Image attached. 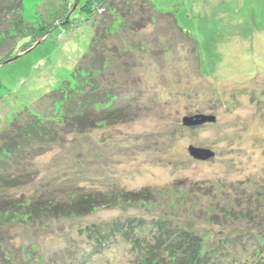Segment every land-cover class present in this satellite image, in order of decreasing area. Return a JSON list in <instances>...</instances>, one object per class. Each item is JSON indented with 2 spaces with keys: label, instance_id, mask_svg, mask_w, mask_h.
Instances as JSON below:
<instances>
[{
  "label": "rangeland",
  "instance_id": "rangeland-1",
  "mask_svg": "<svg viewBox=\"0 0 264 264\" xmlns=\"http://www.w3.org/2000/svg\"><path fill=\"white\" fill-rule=\"evenodd\" d=\"M153 3L176 15L180 27L198 42L201 74L195 64L187 66L180 48L159 60L132 59L131 78L140 84L134 82L130 89L143 95L140 109L131 110L124 123L101 125L88 136L68 134L64 144L30 161L31 172L38 173L30 174L23 186L30 190L47 178L49 189L74 187L62 200L82 193L88 199L148 191L150 201L119 200L76 219L49 216L37 225L7 223L5 243L13 264H76L68 252L80 259L89 247L79 229L116 217L170 218L192 228L208 238L207 250L218 264H239L245 251L257 250L264 226L231 219L230 211L234 206L239 212H255V206L264 205V0ZM50 5L40 7L43 17L52 14ZM34 6V0H25L28 20ZM155 18L142 39L169 35L177 43L180 34L173 18ZM89 20L78 7L70 23L23 57L0 65V135L15 112L25 107L38 114L47 105L42 97L71 78L93 35ZM200 115L216 120L185 125V118ZM191 147L209 149L214 157L196 159ZM132 254L120 245L94 264H131Z\"/></svg>",
  "mask_w": 264,
  "mask_h": 264
},
{
  "label": "trees",
  "instance_id": "trees-1",
  "mask_svg": "<svg viewBox=\"0 0 264 264\" xmlns=\"http://www.w3.org/2000/svg\"><path fill=\"white\" fill-rule=\"evenodd\" d=\"M48 3L52 14L43 17L40 7ZM80 3L78 0L76 6V0H34L35 12L28 20L25 0H0V64L17 54L27 53L38 42L46 40L53 30L70 23L78 7L87 14V20L90 18L93 28L86 53L71 78L42 97L47 102L46 109L36 114L35 110L20 108L22 111L12 115L9 126L0 135V264H13L14 257L5 243L7 223L37 225L49 216L76 219L104 205L113 206L119 200L125 203L150 201L152 195L148 191L113 198L100 193L92 198L87 196L88 199L82 193L77 199L70 196L62 200L61 196L64 198L74 187L60 185L49 189L47 178L42 185L23 190L29 175L38 173L31 172L30 161L51 152L55 145L64 144L68 134L88 136L101 125L124 123L131 110L140 109L143 95L130 89L134 82L140 84L131 78L132 59L159 60L160 56L170 55L180 48L187 66L195 64L201 74L198 42L180 27L176 15L158 9L153 0H87L81 7ZM155 15L166 20L169 16L173 18L180 41L177 39L174 43L169 35L158 37V41L149 35L145 36L147 40L142 39L147 27L156 21ZM158 45L159 51L155 49ZM232 207L231 219L241 218L250 225L264 226V205L255 206V212L248 208L239 212ZM45 230L36 237V242L41 240ZM79 230L89 247L80 259L68 252L71 263H98L120 245L129 247L133 253L131 264H218L219 261L207 250L208 238L192 228L181 227L170 218L116 217ZM253 238H259V244L256 243L259 248L254 246L257 250L250 254L245 251V257L238 259L239 264H264V235ZM30 253L33 255V250L30 249ZM33 258L36 260L35 256Z\"/></svg>",
  "mask_w": 264,
  "mask_h": 264
},
{
  "label": "water",
  "instance_id": "water-1",
  "mask_svg": "<svg viewBox=\"0 0 264 264\" xmlns=\"http://www.w3.org/2000/svg\"><path fill=\"white\" fill-rule=\"evenodd\" d=\"M42 41L38 42L34 47L40 45L42 43ZM32 49H30L29 51H31ZM25 54L26 53L18 54L16 57H14V58H12V59H10V60H8V61H6V62H4V63H2L0 65L12 63V62L18 60L19 58L23 57ZM215 120L216 119H215L214 116L200 115V116H195V117H192V118H185L184 119V123L188 127H194V126H199V125H202V124H205V123H214ZM189 151H190L191 155L194 158H196V159H201V160H205L206 161V160H209V159L214 157V153L211 150H209V149L191 147L189 149Z\"/></svg>",
  "mask_w": 264,
  "mask_h": 264
}]
</instances>
